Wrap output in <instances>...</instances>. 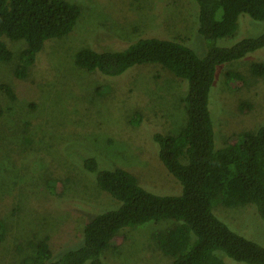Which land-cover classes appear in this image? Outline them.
<instances>
[{
  "label": "rangeland",
  "instance_id": "1",
  "mask_svg": "<svg viewBox=\"0 0 264 264\" xmlns=\"http://www.w3.org/2000/svg\"><path fill=\"white\" fill-rule=\"evenodd\" d=\"M81 14L73 30L45 42L25 79L14 75L24 41L4 38L12 51L0 62V264H29L35 245L47 237L55 258L81 246L84 225L99 212L118 207L101 191L83 160L95 158L100 170L122 168L139 184L160 195H178L180 184L161 165L155 134H176L185 123L183 81L155 65L135 66L117 78L81 70L74 63L81 49L121 51L141 38L182 43L200 58L207 42L197 31L198 7L192 0H67ZM264 21L242 15L233 37L213 44L229 47L242 38L259 36ZM253 63L264 65V48L216 68L209 110L216 147L232 133L256 130L264 123V75L252 76ZM244 75L237 89L225 74ZM251 105L248 112L239 103ZM57 184L62 185L58 194ZM213 212L239 235L264 246V226L253 206ZM168 223L124 229L122 245L106 250L102 264H169L151 240V232ZM221 253V252H220ZM226 264H243L220 254ZM167 257V258H166ZM88 264V263H86Z\"/></svg>",
  "mask_w": 264,
  "mask_h": 264
},
{
  "label": "trees",
  "instance_id": "2",
  "mask_svg": "<svg viewBox=\"0 0 264 264\" xmlns=\"http://www.w3.org/2000/svg\"><path fill=\"white\" fill-rule=\"evenodd\" d=\"M198 7L197 31L207 42L200 58L182 43L153 37L141 38L121 51L81 49L74 63L81 70L117 78L135 66L155 65L183 81L185 123L176 134H155L152 139L165 171L181 186L178 195L155 194L122 168L100 170L95 158L83 160V168L95 177L98 188L118 202V207L95 214L83 227L81 246L55 258L47 237L35 245L29 264H102V254L125 240L124 229L168 223L151 232V240L169 264H226L227 258L243 264H264V246L221 221L215 205L225 208L253 206L264 226V123L256 130L230 134L216 147L215 127L209 110L210 90L216 68L264 48V32L242 38L232 46L213 43L233 37L238 19L264 21V0H192ZM80 8L67 0H0V62L13 53L4 38L24 41L14 75L25 79L46 41L68 35L80 17ZM252 76L262 77L264 65L251 64ZM230 89L241 88L246 79L236 71L225 74ZM0 91L11 101L14 91L6 84ZM239 103L242 113L250 110ZM0 104V117L3 115ZM56 193L62 191L57 184ZM5 229L0 221V241ZM221 252V253H220Z\"/></svg>",
  "mask_w": 264,
  "mask_h": 264
}]
</instances>
